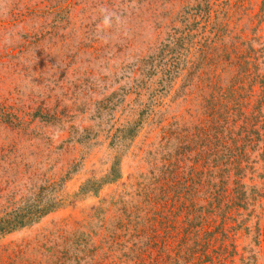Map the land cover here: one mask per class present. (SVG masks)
Instances as JSON below:
<instances>
[{"label": "rangeland", "instance_id": "obj_1", "mask_svg": "<svg viewBox=\"0 0 264 264\" xmlns=\"http://www.w3.org/2000/svg\"><path fill=\"white\" fill-rule=\"evenodd\" d=\"M213 1L219 19L227 12L230 34L235 30L255 49L264 46V17H256L263 0H241L243 5L240 0ZM194 4L196 0H0V105L18 118L0 119V213L39 193L42 200L65 202L37 223L3 237L0 264H79L75 255H84L81 264L118 261L116 249L101 242L105 226L109 229L120 213V204L112 202L124 199L140 207L145 192L158 188V193L162 184L153 177L167 157L166 134L192 132L193 124L203 120L205 93L191 87V97L184 90L178 97L183 74L159 93L163 76L159 70L150 74L143 61L174 36L184 7ZM255 89L252 102L259 98L258 84ZM153 93L151 110L141 116ZM140 119L133 141L114 140L118 129ZM116 157L122 171L117 183L98 195L75 197L87 179L104 177ZM255 168L245 182L259 189L264 203V162ZM100 207L108 212L99 213ZM149 213L142 226L147 233L157 223L148 220ZM183 219L177 218L176 229ZM81 232L92 235L96 251L82 254L72 246ZM254 235L252 228L250 235L236 237L239 252H253L255 264H264V240L256 245ZM66 252L72 256L67 262Z\"/></svg>", "mask_w": 264, "mask_h": 264}, {"label": "trees", "instance_id": "obj_2", "mask_svg": "<svg viewBox=\"0 0 264 264\" xmlns=\"http://www.w3.org/2000/svg\"><path fill=\"white\" fill-rule=\"evenodd\" d=\"M196 1V5L184 7L178 19L182 26L173 28L174 36L143 61L149 65L150 74L155 75L157 70L162 74L159 93L172 88L182 74L185 83L177 91L178 97L181 90L191 97V87L205 93L200 104L203 120L193 124L192 132L174 129L166 134L167 157L161 173L153 177L162 184L158 193V188L145 192L146 202L140 207H131L124 199L112 202L120 204V213L109 229L101 226L107 234L100 239L116 249L118 261L114 264H255L256 254L240 253L236 237L242 232L248 236L254 228L256 245L264 240L263 194L245 182L256 172L259 160L264 162V72L260 71L264 68V61H260L264 46L255 49L235 30L230 34L227 12L219 19L215 1ZM262 4L256 17H264V0ZM226 34L229 40H225ZM226 73H230L227 78ZM256 84L259 98L252 102L258 94ZM155 96L151 95L150 105L140 112L141 116L151 110ZM16 115L0 105L3 121L18 119ZM140 123L142 119L118 129L114 140L133 141ZM121 178V160L116 157L104 177L87 179L75 197L98 195L104 186ZM42 199L39 193L0 213V240L37 223L65 203ZM98 212L105 215L108 211L100 207ZM148 212V220L157 223L151 224L147 233L142 226ZM180 215L184 216L182 227L176 229ZM252 218L256 219L253 226ZM92 239V235L81 232L72 246L82 254L94 252L99 245ZM83 256L75 255V260L81 264ZM71 257L66 252V262ZM56 264H61L60 260Z\"/></svg>", "mask_w": 264, "mask_h": 264}]
</instances>
